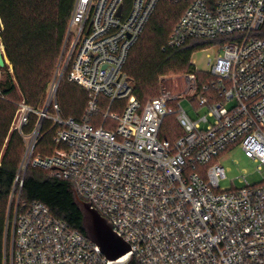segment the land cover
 <instances>
[{
    "label": "built area",
    "instance_id": "built-area-1",
    "mask_svg": "<svg viewBox=\"0 0 264 264\" xmlns=\"http://www.w3.org/2000/svg\"><path fill=\"white\" fill-rule=\"evenodd\" d=\"M184 5L168 38L216 43L210 81L197 71L173 92L139 102L124 72L128 54L159 2ZM264 0H75L45 104H16L11 129L25 141L19 174L42 169L67 181L130 246L108 261L99 248L39 202H20L22 179L4 233V264H264V183L221 189L219 158L234 149L264 167ZM208 62H212L211 58ZM63 76L87 96L80 120L63 118L56 100ZM165 81V82H164ZM164 82V83H163ZM206 114L192 120L179 100L196 93ZM37 116L34 130L23 128ZM175 115L180 135H163ZM55 149L36 153L42 124ZM20 179V180H19ZM6 243L8 247H6Z\"/></svg>",
    "mask_w": 264,
    "mask_h": 264
},
{
    "label": "trees",
    "instance_id": "trees-1",
    "mask_svg": "<svg viewBox=\"0 0 264 264\" xmlns=\"http://www.w3.org/2000/svg\"><path fill=\"white\" fill-rule=\"evenodd\" d=\"M75 0H0V44L7 63L0 69V264L10 213L11 196L25 150L24 138L12 130L16 104L24 101L35 111L42 110L53 79L62 42ZM132 0H124L129 9ZM216 0H209L213 3ZM184 11V5L159 2L136 43L129 51L124 72L132 94L145 103L156 97L161 77L194 72L191 57L196 50L228 41L190 40L181 48L168 46V38ZM264 36V26L259 31ZM198 83L210 81L197 73ZM56 100L63 118L80 120L86 93L63 76ZM37 116L32 114L23 134H30ZM51 123L46 121L35 152L49 154L55 149ZM164 135V134H163ZM170 138L168 135H164ZM20 202H39L51 213L82 231L81 214L73 204L72 186L53 178L49 172L28 167L22 179ZM127 264H138L131 259Z\"/></svg>",
    "mask_w": 264,
    "mask_h": 264
},
{
    "label": "rangeland",
    "instance_id": "rangeland-1",
    "mask_svg": "<svg viewBox=\"0 0 264 264\" xmlns=\"http://www.w3.org/2000/svg\"><path fill=\"white\" fill-rule=\"evenodd\" d=\"M0 30H1V25H0ZM218 54H219L218 45L212 44L206 49L196 50L191 57V63L199 75L205 76L209 74L212 63L214 62ZM209 58H211L212 60V62L210 63L208 62ZM0 75H1V71H0ZM180 76L182 75L165 76L166 80L168 81L165 87L169 88L170 90L175 89L174 91L172 90L173 92L181 91L183 89V82L181 79H179ZM161 92H162V85L160 84V82H158V93L156 97L159 96ZM196 95L197 92L187 98H183L179 100L180 106L192 120H196L199 117H202L203 115L206 114V109L199 108L196 105V101L193 100L195 99ZM175 119H176L175 115H171L167 117L164 122L163 134L170 136V138H173L175 135L181 134V129L177 125ZM45 122H43V124ZM40 137H41V131L39 134V139ZM218 161L225 170V179L221 180L219 184L220 188L223 190L224 189L229 190L233 187L235 188L241 187L242 186V183L240 182L241 178H245L250 185H258L264 183V167L260 168V165L258 163L246 158L239 149H234L228 153L223 154ZM24 175L25 173L21 172L19 174L20 179ZM18 190L19 187L17 184L11 196V205L9 210L10 213L12 206L13 209L15 208L17 196L19 193ZM13 209L12 212L14 211ZM3 246H4V241H3ZM6 247H8L7 243H6ZM2 264H4V260Z\"/></svg>",
    "mask_w": 264,
    "mask_h": 264
},
{
    "label": "water",
    "instance_id": "water-1",
    "mask_svg": "<svg viewBox=\"0 0 264 264\" xmlns=\"http://www.w3.org/2000/svg\"><path fill=\"white\" fill-rule=\"evenodd\" d=\"M7 60L0 44V69ZM73 204L81 214V228L85 236L94 243L108 261H118L130 252V246L112 229L111 224L101 217L92 206L84 202L72 187Z\"/></svg>",
    "mask_w": 264,
    "mask_h": 264
}]
</instances>
